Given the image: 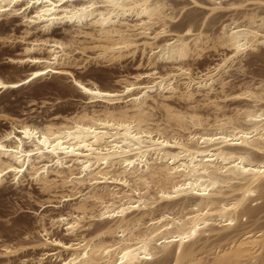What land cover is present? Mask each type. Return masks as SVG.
I'll list each match as a JSON object with an SVG mask.
<instances>
[{
  "label": "bare ground",
  "instance_id": "1",
  "mask_svg": "<svg viewBox=\"0 0 264 264\" xmlns=\"http://www.w3.org/2000/svg\"><path fill=\"white\" fill-rule=\"evenodd\" d=\"M6 46L0 102L52 82L0 105V264H264V0H0Z\"/></svg>",
  "mask_w": 264,
  "mask_h": 264
},
{
  "label": "rangeland",
  "instance_id": "2",
  "mask_svg": "<svg viewBox=\"0 0 264 264\" xmlns=\"http://www.w3.org/2000/svg\"><path fill=\"white\" fill-rule=\"evenodd\" d=\"M8 46H6L5 48L4 47H2V49H1V47H0V50H2L3 51V49H5L6 50V52H2V51H0V52H2V53H0V73H2V74H8V72L9 73H11V70H13L14 71V73L16 72V70H17V68H13V67H10V65H8V64H6V63H4L3 61H4V57L6 56H4V53L5 54H7L8 53V51L7 50H10V48L12 49V47H9V48H7ZM2 54V55H1ZM208 57V58H207ZM210 58V59H209ZM211 58L212 57H209L208 55L207 56H205V58H203V59H205V60H211ZM125 68H131V61H130V59H128V60H126V62H125ZM254 66H255V68H254ZM253 66V68H252V65L250 66V70H254V69H256L257 68V66L256 65H254ZM8 68V69H7ZM12 68V69H11ZM124 68V69H125ZM107 69H109V70H107ZM104 70H106L107 72H105V71H102V73L105 75V77L107 78V80H106V78H102L104 75L102 74V75H100V78H98L97 80H99L98 82H100V83H106V82H108L110 79H108V77H107V75H109L110 74V76L112 75V76H114V74L116 75V74H118V72L121 70V69H119L118 67H105V69ZM3 71V72H2ZM7 71V72H6ZM18 71H20V72H18ZM18 73H21V74H23L24 72L22 71V70H19L18 69ZM13 73V72H12ZM108 73V74H107ZM112 73V74H111ZM100 74H101V72H100ZM107 74V75H106ZM102 76V77H101ZM101 79H105V80H101ZM52 82V80H46V81H43L42 83L41 82H37L36 84H35V86L34 85H32L33 87H27V88H24V89H21V90H19L18 92H16V93H14V94H8V96H7V94L6 95H4V99L5 100H3V102H0V105H5V103L4 102H6V104H7V107L6 108H8V110L10 111V109H12L13 111L15 110L16 112H19L20 111V109L21 108H23V107H25V109L27 108L26 107V105H25V97H26V95L28 96L29 94H31V91L35 88V90H33V93H35L34 91H37L38 90V86L39 87H41L42 86V84L43 83H45V82H49V83H51ZM104 81H106V82H104ZM38 85V86H37ZM42 88V87H41ZM46 90H47V92H53V93H47L46 92ZM50 89L48 88H45V90H42V91H39V93H37L36 94V96H37V98H38V100H40L42 97H45V98H53L55 95H58L59 94V92L56 90V92L54 93V91L55 90H50ZM30 92V93H29ZM41 92V93H40ZM44 92V93H43ZM46 92V93H45ZM32 93V94H33ZM57 93V94H56ZM41 94V95H40ZM42 94H44V95H42ZM61 95L62 96H65V94L63 95L62 93H61ZM5 96H7V98H5ZM6 99H8V101H6ZM64 99H66V100H64ZM62 101L64 102L65 101V103H61V104H57V105H54L52 108L53 109H57V107H59V108H70V109H72L73 107H75V103H74V101L73 100H71L72 99V97H65ZM74 99H76V97H74ZM10 100V101H9ZM12 101H13V103H12ZM9 102H11V103H9ZM1 103H3V104H1ZM9 103V104H8ZM58 108V109H59ZM28 109V108H27ZM26 109V110H27ZM11 110V111H12ZM18 110V111H17ZM12 111V112H13ZM2 123H0V125H1ZM5 126V125H4ZM1 127H3L2 125L0 126V128ZM7 190V192H8V194H4L3 192H5ZM1 191H2V193H1ZM15 192V193H14ZM0 233H2V235L4 234H6V236H4L3 235V237H5V239H13L12 238V236L13 237H18L17 235H19L20 234V232L23 230V229H21L22 227H20V226H16V224L18 223V221H20V219H21V221L22 220H24V221H26L25 223H26V225H28V227L31 225V227H29L30 229H32L33 228V219H34V215H33V210L34 209H37V207H38V205L37 204H35V203H33L32 201H30V200H28L26 197H20V193H16V191H13V189H5V190H3V189H1L0 190ZM13 193V194H12ZM4 196H7V197H4ZM10 194H11V196H10ZM20 216V217H19ZM24 218V219H22V218ZM13 218H15V219H17V218H19L18 219V221H16L15 219H13ZM10 221H12V222H10ZM12 219V220H11ZM7 220H8V223H7ZM13 220H15V222L13 221ZM12 223H14V224H12ZM27 223H29V224H27ZM15 225V226H14ZM23 226V225H22ZM19 227H20V229H19ZM24 227V226H23ZM27 227V226H26ZM4 228H6V231L4 232ZM3 229V230H2ZM7 229L9 230V231H7ZM21 230V231H20ZM4 232V233H3ZM19 232V233H18ZM16 234V235H15ZM15 264V263H17V261H12V264Z\"/></svg>",
  "mask_w": 264,
  "mask_h": 264
},
{
  "label": "snow or ice",
  "instance_id": "3",
  "mask_svg": "<svg viewBox=\"0 0 264 264\" xmlns=\"http://www.w3.org/2000/svg\"><path fill=\"white\" fill-rule=\"evenodd\" d=\"M43 73H37V74H35L32 78L34 79V78H36V76H39V75H42ZM85 91H87V89H85ZM24 134L27 136L29 133H28V130H25L24 131ZM34 135V134H33Z\"/></svg>",
  "mask_w": 264,
  "mask_h": 264
}]
</instances>
